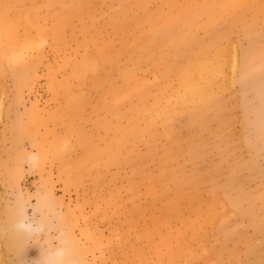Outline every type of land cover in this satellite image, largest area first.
<instances>
[{
  "label": "rangeland",
  "instance_id": "1",
  "mask_svg": "<svg viewBox=\"0 0 264 264\" xmlns=\"http://www.w3.org/2000/svg\"><path fill=\"white\" fill-rule=\"evenodd\" d=\"M0 264H264V0H0Z\"/></svg>",
  "mask_w": 264,
  "mask_h": 264
},
{
  "label": "bare ground",
  "instance_id": "2",
  "mask_svg": "<svg viewBox=\"0 0 264 264\" xmlns=\"http://www.w3.org/2000/svg\"><path fill=\"white\" fill-rule=\"evenodd\" d=\"M36 26V25H35ZM233 46V45H232ZM236 49H237V47H236ZM237 52H238V49H237ZM82 65V64H81ZM80 66V65H79ZM22 226L23 227H26V228H31L32 227V225L31 224H26V223H22ZM16 236V233H14L13 234V237H15ZM11 238V237H10ZM11 240V239H10ZM12 241V240H11ZM59 254H60V252H59Z\"/></svg>",
  "mask_w": 264,
  "mask_h": 264
}]
</instances>
